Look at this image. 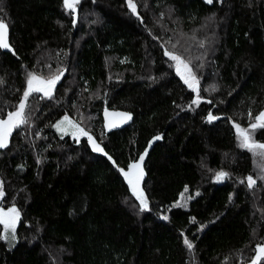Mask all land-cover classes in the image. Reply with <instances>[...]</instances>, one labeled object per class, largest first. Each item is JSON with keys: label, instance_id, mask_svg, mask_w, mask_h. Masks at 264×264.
Returning <instances> with one entry per match:
<instances>
[{"label": "trees", "instance_id": "trees-1", "mask_svg": "<svg viewBox=\"0 0 264 264\" xmlns=\"http://www.w3.org/2000/svg\"><path fill=\"white\" fill-rule=\"evenodd\" d=\"M132 3L0 0V117L19 110L30 74L61 72L0 151V205L18 212L9 242L0 225V264H253L264 246V156L235 127L264 143L251 128L264 111V0ZM103 108L132 120L105 133ZM63 117L103 151L55 131ZM134 163L146 208L123 174Z\"/></svg>", "mask_w": 264, "mask_h": 264}, {"label": "snow or ice", "instance_id": "snow-or-ice-1", "mask_svg": "<svg viewBox=\"0 0 264 264\" xmlns=\"http://www.w3.org/2000/svg\"><path fill=\"white\" fill-rule=\"evenodd\" d=\"M210 3L211 0H208ZM78 3V0H64V6L68 9L75 10V4ZM129 6L132 8V11L135 12V5L132 3V0H129ZM10 45L7 42V25L4 24L2 21H0V48H9ZM165 55H168L172 60L177 61V71L181 75V78L184 79L185 84H188L190 88H194L195 84V77L192 75L191 70L189 69L188 65L181 59L180 56L175 55L170 52H166ZM181 67L183 68V71H181ZM187 73V75H185ZM59 79V76H57L54 79H48L45 80L43 78H39L35 75L30 74L29 79L27 81L28 87L27 90H25L23 94V99L19 105V110L16 112H12L8 114V119L6 120H0V148L7 147V141L8 137L11 133V130L14 127H18L20 124L27 123L26 119L23 117L24 108L26 107V102L28 97L33 92H43L46 96L51 95V90L54 88L57 80ZM191 81V82H190ZM195 90V89H194ZM193 103H197V101H193ZM249 116H251V113H249ZM210 119H215V117H212L211 114L209 116ZM68 118L65 117V120ZM63 123V121L61 122ZM59 127V125H57ZM78 128V126H76ZM237 128L238 134L242 139V146L249 148L250 150H260L258 153L261 156H264V143H255L254 141H251V135L246 129L240 128L239 125H235ZM251 128L253 130L257 128L264 129V111L260 112L255 117V122L251 125ZM78 131H80L83 135H88L87 132H85L83 129L78 128ZM88 139L91 141L92 137L89 136ZM251 141V142H250ZM94 149L97 151H103L99 148L98 145L94 144ZM144 156L140 157V161H143ZM123 172V170H121ZM125 177L128 179L129 184L132 187L133 193L137 196L138 199H140V202L144 207H147L146 201L143 198V193L139 190V181L142 178V171H140V163H134L130 165V170L128 172L123 173ZM226 174L221 172L217 174V179H221ZM248 186L251 187L255 181L251 176L248 178ZM3 193L0 191V196H2ZM15 208H11L8 210V213H0V223L5 224V226L9 225L8 219H5V217H8L9 213H16ZM14 218L12 223H14ZM185 243L187 244L188 248H192V244L185 240ZM261 257H264V246H259L257 248V257L256 260L253 261V264H258V261Z\"/></svg>", "mask_w": 264, "mask_h": 264}, {"label": "rangeland", "instance_id": "rangeland-1", "mask_svg": "<svg viewBox=\"0 0 264 264\" xmlns=\"http://www.w3.org/2000/svg\"><path fill=\"white\" fill-rule=\"evenodd\" d=\"M155 21L159 24L161 19L158 18V20L156 18H154ZM187 64V63H186ZM188 65V64H187ZM189 67V66H188ZM181 71H183V68L181 67ZM60 73H57L53 78H43L45 80H48V79H54L56 78L57 76L60 77ZM34 75V74H32ZM185 75H187V73H185ZM36 76V75H35ZM39 77V76H37ZM39 78H42V77H39ZM29 79V76L27 77V80H26V90H27V87H28V84H27V81ZM191 82V81H190ZM40 95H45L43 92H38ZM63 121V123H61ZM57 125H59V127H57ZM78 126V125H77ZM78 128H80L78 126ZM78 128L76 127V125L73 123L72 120L70 119H67L65 120V117L61 118L59 121L56 122V124L54 125V130L57 131L58 133L60 134H67L69 135V137H72L74 139H78L80 137H85L87 142L89 143V145L91 146V148L93 150L94 149V144L97 145V143L94 141V139L92 138V140L90 141L88 139V137L90 136L89 134L88 135H83L80 131H78ZM82 129V128H81ZM130 170V167L125 171V172H128ZM125 177V175H124ZM126 181L128 182V179L125 177ZM129 184V182H128ZM129 188L130 190L132 191V187L131 185L129 184ZM139 190H140V187H139ZM141 191V190H140ZM133 193V191H132ZM133 195L137 198V196L133 193ZM143 198H144V195H143ZM138 199V198H137ZM139 201V204L144 207V205L141 204L140 202V199H138ZM11 208H15L14 206L10 205V206H7V207H3L0 205V213H8V210L11 209ZM16 209V208H15ZM13 218H14V223H12L13 221ZM5 219H8L9 221V225L8 226H5V224L3 223H0L1 225V237L2 239L4 238H7V241L9 242V240H11L13 237H14V229H15V226L17 224V221H18V212L16 211V213H9L8 217H5ZM252 264V263H250Z\"/></svg>", "mask_w": 264, "mask_h": 264}, {"label": "water", "instance_id": "water-1", "mask_svg": "<svg viewBox=\"0 0 264 264\" xmlns=\"http://www.w3.org/2000/svg\"><path fill=\"white\" fill-rule=\"evenodd\" d=\"M6 50H10L9 48H2ZM101 114V125L102 129L105 133H108L111 130L119 129L121 127L126 126L132 120V113L122 109H115V108H103L100 112ZM8 116L0 117V120H6ZM12 133V130H11ZM11 133L8 137L7 145L9 143ZM6 148V147H5ZM5 148H0L4 150Z\"/></svg>", "mask_w": 264, "mask_h": 264}, {"label": "bare ground", "instance_id": "bare-ground-1", "mask_svg": "<svg viewBox=\"0 0 264 264\" xmlns=\"http://www.w3.org/2000/svg\"><path fill=\"white\" fill-rule=\"evenodd\" d=\"M123 110V109H122Z\"/></svg>", "mask_w": 264, "mask_h": 264}]
</instances>
